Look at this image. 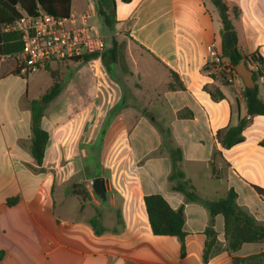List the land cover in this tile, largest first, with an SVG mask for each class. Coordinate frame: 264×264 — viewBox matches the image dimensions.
Instances as JSON below:
<instances>
[{
  "label": "crops",
  "instance_id": "obj_1",
  "mask_svg": "<svg viewBox=\"0 0 264 264\" xmlns=\"http://www.w3.org/2000/svg\"><path fill=\"white\" fill-rule=\"evenodd\" d=\"M97 1L107 6L111 0H71L70 16H97ZM113 1L114 34L124 37L127 72L118 65H110L107 72L102 53L86 61L47 63L51 70H59L62 89L44 104L40 125L49 139L43 172L34 170L39 167L29 153L30 102L39 101L52 80L33 93L27 86L32 73L23 80L8 70L0 72V264H233V258L259 255L264 241L243 244L229 254L223 217L217 215L216 242L207 262H202L208 213L199 203L186 202L182 194L171 190L170 158L167 152L158 154L161 136L153 125L167 118L162 127L169 129L180 148V169L201 198H223L232 189L237 205L264 225V200L253 189H264V148L258 145L264 138V116L252 118L242 143L222 151L228 165L223 178L216 179L210 169L215 132L229 125L231 112L243 116L246 108L243 84L219 80L208 63L206 46L215 42L223 48L217 9L210 0ZM224 1L238 51L258 53L264 67V0ZM206 65L209 68L204 70ZM66 74L72 75L70 82H78L76 87L88 85L92 76L96 83L98 79L97 86L102 81L109 92L99 95L97 88L92 95L66 94ZM170 83L174 90L167 88ZM256 85L264 101V77ZM204 87L217 89L224 98L212 101ZM98 97L104 104L97 107ZM111 111L114 115L107 119ZM180 112H190L192 117L180 119ZM82 143L88 149L81 148ZM80 164L88 168V181L103 177V204L88 185L91 200L79 201L55 171ZM152 194L161 195L174 210L183 208V257L176 237L151 232L143 197ZM11 199L16 202L8 206ZM94 206L105 228L99 236L88 224ZM116 210L120 225L115 223Z\"/></svg>",
  "mask_w": 264,
  "mask_h": 264
},
{
  "label": "trees",
  "instance_id": "obj_2",
  "mask_svg": "<svg viewBox=\"0 0 264 264\" xmlns=\"http://www.w3.org/2000/svg\"><path fill=\"white\" fill-rule=\"evenodd\" d=\"M122 3L127 4L131 0H120ZM213 6L217 9L219 18L222 23V36L226 31H231L233 34L234 46L230 50L222 48L223 54L229 59L230 64L234 68L239 63L247 64L253 62L257 65V69L253 71L254 87L248 89L243 87V95L245 99V114L239 116L236 113L232 114L228 126L217 130L214 134L215 148L211 155L210 169L212 175L216 179L225 176L224 170L228 167L227 163L222 157V151L227 150L235 145L244 141L243 131L245 127L251 122L254 116H264V101L258 96V89L256 80L264 77L263 59L258 53L243 54L238 51L236 46V37L233 30L228 12L229 7L224 0H210ZM109 5H105L97 1L96 15L100 19L103 26L110 32H115V10L114 1H108ZM71 0H0V62L5 58H17L19 64L15 69L9 71L11 75H18L24 78L20 73L21 61L19 54L22 49L21 34L12 30H5L7 27L12 26L20 17V11L26 13L30 17H37L39 11L49 14L58 19H66L70 16ZM234 17L238 16L237 8H231ZM125 46L124 41H117L112 37L110 46L101 54V60L107 72H109L110 65H118L123 72H127L123 62V49ZM96 55H84L82 57H75L73 61L89 60ZM207 65L203 68L206 70ZM171 78L176 76L170 72ZM169 90H174L172 83L168 84ZM182 89V86H178ZM62 85L56 80L52 82L51 86L41 97L42 101L47 105L54 99L61 91ZM212 101L217 102L224 97L217 89L209 90L204 87ZM39 101L33 100L30 102V145L29 153L33 158L35 164L39 169L35 171L43 172L41 168L45 154L46 145L49 139L48 132L45 131L41 125V118L43 115L44 107L39 104ZM180 119H188L192 117L190 112H180L177 114ZM153 125L159 135L161 136V145L158 154L167 152L170 158L171 170L167 181L171 184V190L183 195L186 202L199 203L205 208L208 213V223L203 231L205 236L204 249L202 254V262L206 263L211 255L212 248L216 242V233L214 230V218L217 215L223 217L224 226V239L225 248L229 254L236 253L243 244L259 243L264 241V225L257 222L251 215L240 208L236 203V193L230 189L223 198L215 200H207L201 198L195 188L192 186L190 180L185 178L184 173L180 169V162L182 160V153L179 147L175 145L172 135L168 128L160 127L156 122ZM103 131L99 134L102 138ZM264 148V138L258 143ZM253 189L257 195L264 200V189L254 186ZM69 194L76 196L81 202H89L91 200L90 194L87 189L79 185L73 186ZM97 198V197H96ZM98 199V198H97ZM99 200V199H98ZM16 199L7 201L8 206L15 204ZM145 212L147 215L148 223L151 232L154 236H172L179 240L181 251L180 256H184V239L185 232L184 225V212L180 207L176 210L172 209L165 199L158 194L147 195L143 197ZM99 203H104L99 200ZM94 215L88 220V224L92 228L95 235L99 236L105 232V228L101 224V212L95 206ZM115 223L121 224V217L119 211H115ZM112 232H115L114 230ZM2 253L0 252V259ZM233 264H264V252L259 255L252 256L246 259L233 258Z\"/></svg>",
  "mask_w": 264,
  "mask_h": 264
},
{
  "label": "built area",
  "instance_id": "obj_3",
  "mask_svg": "<svg viewBox=\"0 0 264 264\" xmlns=\"http://www.w3.org/2000/svg\"><path fill=\"white\" fill-rule=\"evenodd\" d=\"M9 29L21 34V74L43 69L53 60L65 61L84 55H99L106 48L103 37L91 25L88 13L58 19L42 11H39L37 17H30L20 11L19 19L5 30ZM206 51L210 59L208 63L219 80L226 84L242 82L215 42L209 43ZM247 68L253 72L257 65L250 62Z\"/></svg>",
  "mask_w": 264,
  "mask_h": 264
},
{
  "label": "rangeland",
  "instance_id": "obj_4",
  "mask_svg": "<svg viewBox=\"0 0 264 264\" xmlns=\"http://www.w3.org/2000/svg\"><path fill=\"white\" fill-rule=\"evenodd\" d=\"M90 23H91V25L96 27L99 35L103 37L105 44H106V48L104 51H106V49H108V47L110 46V40L112 37L118 39L119 41H122L124 39V37H122V36H117L114 33H110L103 26L100 19L97 16H95V14L90 15ZM104 51L102 53H104ZM15 61L17 64H19V61L17 58L16 59L15 58H5L4 61L0 65V67H1L0 72H4L6 70L12 71L13 69H15V67L17 65L15 63ZM66 61H73V60H66ZM123 62L125 63L124 58H123ZM58 71L59 70H51L50 67L46 65L43 69H39L35 72H32V74L30 76H29L30 73L29 74L25 73L22 76L24 77L23 80H26L29 76V78L27 79V86H28V89L34 93V92H39V90L43 89L48 83L51 84V80H52V82H53V80L54 81L56 80L58 83H62L61 79L59 77L60 72H58ZM71 77H72L71 74H66V76L64 78L65 82H66V84H65V93L66 94H70V93L72 94V92H73L74 95L84 94V96H86L88 93H90V95H92V94L96 93L97 88L99 89V92H98L99 95H102V94L106 95L109 92V91L104 90V89H107V87L102 86V81L100 82V86H97L98 85V79H97V83H96V80L92 76H89V84L88 85L85 84L82 87L80 85L76 87L75 83H78V82H70ZM23 83H24L23 85L25 86L26 81ZM77 89H80V90L77 92ZM40 99H41V97L39 98V100ZM39 104H40V102H39ZM103 104L104 103L101 102L100 98L98 97L97 101H96L97 107L101 106ZM43 107H45V105ZM96 111L97 110H95V113H96ZM113 115H114V112L111 111V114L110 113L107 114V119H111V117ZM166 120H167V118H161L156 123L161 127L164 125L163 122H165ZM107 123H108V121H107ZM107 123H106V125H107ZM81 148L86 150V149H88V145L85 143H82ZM90 158L91 159L89 160V164L92 163L93 156L91 155ZM78 164H79V162H78ZM55 171H56V173L59 174V176L61 178L66 180L65 185H68L67 186V189L69 188L68 190H70L75 185H79L82 188H84V186L88 185L90 190H91L89 181L87 179L90 176V174L88 172V168H84L81 164L75 165L72 169L70 167H67L64 165L62 168L58 167L57 170H55ZM82 172H83V175L81 174ZM58 183L59 182H57V184ZM66 191L67 190L64 191V194L67 196ZM94 197H95V195H94ZM95 199H96V201H99L96 197H95Z\"/></svg>",
  "mask_w": 264,
  "mask_h": 264
},
{
  "label": "water",
  "instance_id": "obj_5",
  "mask_svg": "<svg viewBox=\"0 0 264 264\" xmlns=\"http://www.w3.org/2000/svg\"><path fill=\"white\" fill-rule=\"evenodd\" d=\"M234 46L233 34L231 31H226L223 33V48L225 50H230ZM236 74L242 81L245 88L252 89L254 87V81L252 78L253 72L250 71L245 63H239L234 67ZM40 105H44L42 101H39ZM83 175V172L81 173ZM89 184L94 195L102 202L106 200V190L104 185L103 177H95L89 180Z\"/></svg>",
  "mask_w": 264,
  "mask_h": 264
}]
</instances>
